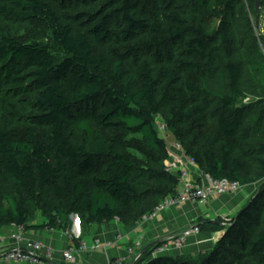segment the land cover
<instances>
[{"label": "trees", "instance_id": "1", "mask_svg": "<svg viewBox=\"0 0 264 264\" xmlns=\"http://www.w3.org/2000/svg\"><path fill=\"white\" fill-rule=\"evenodd\" d=\"M3 18L39 23L61 55ZM261 18L255 0H0V230L140 222L178 186L163 122L202 173L258 188L199 223L223 231L209 252L131 264H264Z\"/></svg>", "mask_w": 264, "mask_h": 264}, {"label": "crops", "instance_id": "2", "mask_svg": "<svg viewBox=\"0 0 264 264\" xmlns=\"http://www.w3.org/2000/svg\"><path fill=\"white\" fill-rule=\"evenodd\" d=\"M197 173H193L195 178ZM179 187V183L177 189ZM257 185L251 184L242 186L233 194L218 195L212 197L206 203L189 202L170 208L159 214L151 222H138L133 226H127L120 221H112L103 224H91L81 230L79 220L76 215H70L69 231L59 229H30L24 230V237L30 241H40L44 246L50 248L51 264H108L113 258H124L126 262L133 260L126 252V248L133 246V243L143 237L144 247L153 242L162 240L170 234L178 233L187 225L201 223L204 221H214L221 219L227 221L228 218L235 217L239 211L248 203L254 194ZM77 224L79 231L77 230ZM15 231L11 226L0 230V245L2 248H12L16 245L9 238ZM222 232H201L190 236L179 250H172L167 253L169 256L193 255L196 252L211 248ZM119 235V239L116 236ZM101 240H111L112 246L105 251L77 252L76 258L72 262L65 261L62 253L69 246H78L80 242L90 243L94 238ZM143 247V248H144ZM142 248V249H143ZM141 249V250H142ZM141 250L139 252H141ZM0 264H17L15 262L1 259Z\"/></svg>", "mask_w": 264, "mask_h": 264}, {"label": "built area", "instance_id": "3", "mask_svg": "<svg viewBox=\"0 0 264 264\" xmlns=\"http://www.w3.org/2000/svg\"><path fill=\"white\" fill-rule=\"evenodd\" d=\"M261 17L264 19V0H261ZM158 131L165 138L167 145L168 158L164 161L165 171L175 174L178 178L179 187L173 195L166 196L156 208L149 214L144 215L141 222H151L159 214L178 205L189 202L206 203L212 197L238 192L242 186L236 181L227 179H217L209 174L202 173L195 160L186 155L181 144L176 140H169L165 136V125L158 122ZM197 177H192L193 173ZM15 231L9 238L16 243L12 248H2L0 245V258L15 262L17 264H51L50 248L44 246L40 241H30L24 237V227L14 226ZM200 233L198 223L190 224L182 228L178 233L170 234L153 248L152 256L167 254L171 249L181 248L187 239L192 235ZM223 235V231L221 236ZM220 236V237H221ZM119 235L116 239H119ZM112 246L111 240H101L94 238L90 243L80 242L78 246H69L62 253L65 261L72 262L76 258L77 252L105 251ZM144 247L143 237L133 243V246L126 248L129 256L133 257L131 262H126L124 258H113L108 264H131L140 254Z\"/></svg>", "mask_w": 264, "mask_h": 264}, {"label": "rangeland", "instance_id": "4", "mask_svg": "<svg viewBox=\"0 0 264 264\" xmlns=\"http://www.w3.org/2000/svg\"><path fill=\"white\" fill-rule=\"evenodd\" d=\"M3 19H4L5 29H7L14 37H16L22 41H25V40L39 41L40 43H44V44L48 45L51 49L55 50L56 51L55 54L57 56L61 55V53L57 52L58 49H57L54 41L52 40L50 33L39 23H36V22H19V21H16L14 19H9V18H3ZM256 33L257 34L264 33V19L263 18H261L257 24ZM27 97H30V96H27ZM10 128H11V131H12V134L14 135V137L20 138L23 135L25 126L20 125V124H14ZM43 131H44L43 129L39 131L40 136L43 135ZM255 185H257V187H256L254 193L257 191V188H258V184H255ZM42 219H43V217H42L40 212H38L34 217V220L36 222H39ZM201 232L202 231L200 230V233ZM212 247L210 249L207 248V250H204V251L196 252L193 255H185V256L197 257L198 254H201L204 252H209L212 249ZM179 249L174 248V249H171L170 251L172 252V250H179Z\"/></svg>", "mask_w": 264, "mask_h": 264}, {"label": "water", "instance_id": "5", "mask_svg": "<svg viewBox=\"0 0 264 264\" xmlns=\"http://www.w3.org/2000/svg\"><path fill=\"white\" fill-rule=\"evenodd\" d=\"M261 4H262L261 0H255V12H256V14H259V13H260V7H261ZM250 202H251V200H249V202H248V203H247L242 209L247 208ZM242 209H241V210H242ZM75 218H77V217H75ZM76 221H78V219H76ZM210 222H212V221H210ZM77 230L79 231V226H78V224H77ZM161 241H162V240L153 241V242L147 244V245L141 250V252H143L144 250H146V249H148V248H150V247H152V246H154V245L160 243ZM160 256H167V254L157 255V256H155V257H160ZM152 257H153V256H152Z\"/></svg>", "mask_w": 264, "mask_h": 264}]
</instances>
